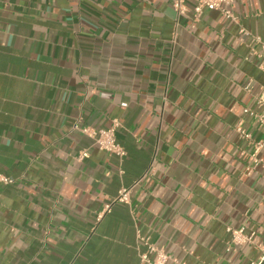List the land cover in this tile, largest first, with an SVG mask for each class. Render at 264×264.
Wrapping results in <instances>:
<instances>
[{
	"label": "crops",
	"instance_id": "1",
	"mask_svg": "<svg viewBox=\"0 0 264 264\" xmlns=\"http://www.w3.org/2000/svg\"><path fill=\"white\" fill-rule=\"evenodd\" d=\"M174 1L0 0V264H146L139 235L185 264L262 259L264 168L234 127L264 135L240 32L264 40V0L237 22ZM115 120L123 158L75 128ZM229 227L253 242L227 251Z\"/></svg>",
	"mask_w": 264,
	"mask_h": 264
},
{
	"label": "built area",
	"instance_id": "2",
	"mask_svg": "<svg viewBox=\"0 0 264 264\" xmlns=\"http://www.w3.org/2000/svg\"><path fill=\"white\" fill-rule=\"evenodd\" d=\"M235 0H175L173 3L174 9L178 15L193 12L195 19H199L205 11L217 10L224 16L237 22V17L232 12V7ZM243 37H250V51L253 56L257 58V67L264 72V40L258 35H254L244 28L240 29ZM244 89L252 95V100L249 105L243 109V115L250 120H253L257 124L259 130L264 129V84L259 85V90L254 91V80L249 79ZM119 122L114 121V124L110 128H93L89 126L79 127L75 125L76 129L81 130L84 134L89 135L99 149L102 151L116 155L119 158H123L126 155V150L119 143L116 135ZM234 130L238 135L245 140L252 150L249 154V163L245 168L246 174H251L258 167L264 168V135L260 138H255L254 135L245 129L241 123L234 127ZM81 156H87V152H82ZM14 183V179L0 172V185H10ZM131 188H122L115 201L128 203L130 200ZM110 205L106 206L109 209ZM231 233V240L227 246V251L233 250L234 247L243 245L245 243H252L254 233L247 234L245 228H228ZM140 241L146 247V250L140 253L141 263L146 264H169L170 261L175 264H185L178 262L170 255H168L163 249L156 247L149 238L138 236ZM263 257L258 262H251V264H260L264 259V245L262 247Z\"/></svg>",
	"mask_w": 264,
	"mask_h": 264
},
{
	"label": "water",
	"instance_id": "3",
	"mask_svg": "<svg viewBox=\"0 0 264 264\" xmlns=\"http://www.w3.org/2000/svg\"><path fill=\"white\" fill-rule=\"evenodd\" d=\"M260 264H264V259L260 262Z\"/></svg>",
	"mask_w": 264,
	"mask_h": 264
}]
</instances>
